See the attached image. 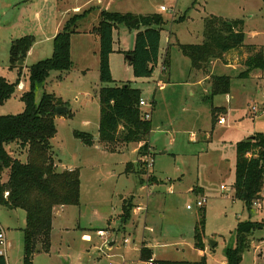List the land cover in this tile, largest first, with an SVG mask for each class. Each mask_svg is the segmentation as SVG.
<instances>
[{
    "label": "rangeland",
    "instance_id": "rangeland-1",
    "mask_svg": "<svg viewBox=\"0 0 264 264\" xmlns=\"http://www.w3.org/2000/svg\"><path fill=\"white\" fill-rule=\"evenodd\" d=\"M76 6L83 11L92 8L79 28L82 37L75 48L76 64L61 78L59 72L53 71L37 88L36 100L39 102L45 92L53 93L68 109L65 116L56 118L58 132L52 140L53 153L59 171L79 168L80 204L55 208L51 249L37 252L33 264H148L150 260L157 264L162 260L203 264L204 259L206 264H227L226 249L236 244L239 222L261 221L264 225V189L262 208L253 205L248 209L243 201L234 200L236 142L255 132L264 133V70L260 78L254 76L257 71L249 78H239L246 67L243 58L235 54L228 60L236 66L227 74L232 77L230 97L220 94L211 99V78L203 86L193 88L195 95H191L186 83L196 80V72L178 44L202 43L205 20L216 16L243 20L245 42L264 51V0H0V74L11 82L18 77L17 70L10 69L13 40L33 35L36 42V53L23 65L24 87L18 86L15 95L0 104V115L24 110L20 97L29 87V67L52 56L47 49L53 50V41L48 39L57 26L62 29L77 12ZM162 6L167 10H162ZM102 9L144 15L160 13L166 20L161 31L160 63L150 77L137 78L127 60L126 52L134 45L136 33L124 26L114 31L116 51L110 56L113 78L117 85L133 81L152 111L147 155L141 159L137 143H118L108 149L98 139L100 43L85 34L99 24ZM168 38L173 43V83L160 90L156 80ZM215 71L217 75L223 73L218 68ZM214 107H219V112L227 108L228 112L221 115L225 124H214ZM74 131L92 134L95 143L84 144ZM193 134H199L201 139L193 140ZM207 135L211 137L207 139ZM10 150L27 160L28 153L21 151L19 145L12 144ZM128 162L145 174H127ZM195 184L206 189L204 250L195 247V227L202 214L197 206L198 195L191 190ZM222 184L228 190H222ZM133 202L141 209L124 222V204ZM0 224L10 243L8 264H24L26 212L0 204ZM99 230L105 235L100 236ZM87 234L90 239L84 237ZM250 241V247L242 253V264H264L262 226L250 236ZM144 245L151 249L149 260L141 257Z\"/></svg>",
    "mask_w": 264,
    "mask_h": 264
},
{
    "label": "trees",
    "instance_id": "trees-1",
    "mask_svg": "<svg viewBox=\"0 0 264 264\" xmlns=\"http://www.w3.org/2000/svg\"><path fill=\"white\" fill-rule=\"evenodd\" d=\"M85 10L74 13L64 23L53 39V54L29 67L28 90L21 95L25 107L21 113L0 115V204L10 209L26 212L24 233V264H33L37 252H49L52 245L54 210L61 206H78L81 197L80 170L59 171L54 160L52 140L56 137L57 107L65 102L56 94L45 92L39 102L36 90L43 85L53 71L67 74L73 70L71 55L72 35L78 33L80 23L87 16ZM166 20L160 13L137 14L133 12L108 11L102 9L99 24L93 29L100 42V97L99 141L109 149L121 143L140 144L138 155H147L148 139L152 132V120L145 119L140 100L142 90L133 81L117 85L112 75L110 56L115 51L114 31L120 26L136 31L134 47L127 51L132 55L129 63L137 78L154 74L160 58L161 31ZM35 44L33 35H24L12 41L10 46V69H16L18 77L11 82L0 74V104L5 103L17 92L23 74V65L29 51ZM182 54L191 60L192 70L207 71L215 60L226 59L229 54L243 58L245 70L239 78H249L253 72L264 70V51L259 46L245 42L244 21L211 17L205 20L204 40L200 44H178ZM167 51V56H168ZM168 66V57L165 59ZM62 75V76H61ZM211 94H229L232 77L211 76ZM115 83L114 85H111ZM70 112V111H69ZM219 107L212 110L213 122H218ZM69 113L67 114V116ZM65 116V114H61ZM74 135L84 144L92 146L95 137L83 131ZM17 144L28 153L23 161L10 150ZM110 151L114 152V149ZM128 162L126 173H141ZM235 198L251 209L256 199L262 197L264 189V133L255 132L236 143ZM196 189V188H195ZM193 189V190H195ZM132 203L123 207L124 222L132 216ZM195 227V247L205 249L206 206ZM261 226V221L246 220L236 227V244L226 249L227 264H242V253L251 245L250 236ZM141 257L151 259V249L143 247ZM205 259L202 261L205 263ZM156 262V261H155ZM0 264H8L0 255ZM158 264H191L186 261L162 260Z\"/></svg>",
    "mask_w": 264,
    "mask_h": 264
},
{
    "label": "crops",
    "instance_id": "crops-1",
    "mask_svg": "<svg viewBox=\"0 0 264 264\" xmlns=\"http://www.w3.org/2000/svg\"><path fill=\"white\" fill-rule=\"evenodd\" d=\"M83 8L81 7V6H76L75 8H74V10L75 11H77V12H81V10H82ZM83 11V10H82ZM77 12H75V13H77ZM82 23V22H81ZM81 23H80V25H81ZM94 23H96V22H94ZM96 25V24H95ZM79 28H80V26H79ZM60 29H61V26L59 25V26H57V28L55 29V31H54V33L50 36V38L48 39V40H50V39H52V41H53V39H54V37H55V35L60 31ZM119 31L120 30V27L118 28V29H116L115 31ZM79 32L78 33H75V34H73L72 35V41H71V55H72V60H73V63H74V65L76 64V59H75V48H76V45H77V43H78V41H79V38H81L82 37V33L80 32V29L78 30ZM89 32V31H88ZM131 32V31H130ZM132 32H135L136 33V31H132ZM86 36H90L92 39H94L96 42H99V38H98V36H96V34L95 33H92V31H90V33H86L85 34ZM115 39V38H114ZM100 43V42H99ZM114 43H115V40H114ZM161 43H162V37H161ZM172 45H173V43H172V41L170 40V38H168V47H167V50H166V54L165 55H163V60H162V63H161V73H159V77H158V80H156V86L157 87H159V89L160 90H166L167 88H168V86L169 85H171L173 82H172V77H171V75H170V68H171V50H172ZM177 45V44H176ZM133 47H134V45L133 46H131V48L128 50V51H130V50H132L133 49ZM114 48H115V46H114ZM178 48H179V46H178ZM53 49V48H52ZM180 49V48H179ZM50 51V52H49ZM115 51H116V49H115ZM167 51L169 52L168 53V56H167ZM47 52H49V53H53V50H49V49H47ZM100 52V51H99ZM36 53V42H35V44L33 45V47L31 48V50L29 51V53H28V56H27V58H26V60H25V63L27 62V59H28V57L29 56H34V54ZM162 53H161V49H160V55H161ZM234 55L235 54H229L227 57H226V59H219V60H215V61H213L212 63H211V66H209L208 67V69H207V71L206 72H204L203 73V75H200L199 74V72H202V71H198V70H192V71H194V72H196V75L194 76L195 77V79L196 80H191V81H189V82H187L186 84L188 85V86H190L191 87V91H190V94L191 95H195V89H193V88H195V87H199V86H203L205 83H206V81L207 80H209L210 78H211V75H213V74H216L215 72V70H217V68L218 69H220L223 73L221 74V75H223V74H228V72H232V69L233 68H235L236 66L234 65V64H232L231 62L232 61H229L228 62V60H230L231 58L233 59V57H234ZM166 57H168V61H169V64H168V66H166V64H165V59H166ZM218 61H221V64H219L218 65ZM159 63H160V58H159ZM82 67H84V66H82ZM212 68V69H211ZM156 69V68H155ZM210 69H211V72H210ZM166 73H168V76H165V74ZM263 73V70L261 71H257V73H255V78H260L261 77V74ZM217 75V74H216ZM164 77H165V79H164ZM211 87V86H210ZM211 89V88H210ZM22 90V89H21ZM198 92L200 91V90H198V89H196ZM205 91H207L206 89H205ZM230 95V93L229 94H227V96L228 97H230L229 96ZM224 110H221L218 114V117H221V115H223L222 113H227L228 112V110H227V108H223ZM57 117H63V116H57ZM56 117V118H57ZM151 120H152V122H153V119L151 118ZM216 123H217V121H216ZM249 136H251V134L249 135ZM203 137V136H202ZM208 137L210 138L211 136H208L207 135V139H208ZM248 137V136H247ZM98 139H99V137H98ZM199 140V139H201L200 137H199V134H193V140ZM238 141H240V140H238ZM237 141V142H238ZM236 142V143H237ZM153 146V145H152ZM139 147H140V144H138V146H137V152H138V149H139ZM154 155H155V148H154V151H153V157H154ZM138 159H141V157L138 155ZM156 171V170H155ZM235 173H236V160H235ZM222 185H224V184H222ZM221 185V186H222ZM227 187V186H226ZM170 188H171V190L173 189V186H170ZM196 188V189H195ZM193 189H195V190H193ZM192 192H194L196 195H203L204 193H206V189L202 186V185H199V184H195V185H193V187H192ZM236 198H235V194H234V200H235ZM237 200V199H236ZM61 207H64V206H61ZM141 209V206H139L137 203H134L133 202V209H132V212L131 213H134V215L133 216H135L136 215V213H138V211ZM150 229H152V228H148V230H150ZM150 231H153V229L152 230H150ZM84 237H88L89 239L91 238V236L90 235H84ZM112 243H114V242H112ZM146 245H144L143 247H145ZM148 247V246H147ZM182 261V260H181Z\"/></svg>",
    "mask_w": 264,
    "mask_h": 264
},
{
    "label": "built area",
    "instance_id": "built-area-1",
    "mask_svg": "<svg viewBox=\"0 0 264 264\" xmlns=\"http://www.w3.org/2000/svg\"><path fill=\"white\" fill-rule=\"evenodd\" d=\"M161 9L165 11V10H167V7L162 6ZM21 87L22 88L24 87V85L22 83H20V85H19V88H21ZM140 107L142 108L143 115H144L145 119L150 120L152 118V111L149 110V108H150L149 104L147 102H145V100L143 98H141V100H140ZM146 108H148V109H146ZM254 109L257 110L256 108H254ZM218 123L219 124H225L226 123L225 117H220L218 120ZM150 166H152L151 161H150ZM221 189L225 190V191L228 190V188L225 185H222ZM206 201H207L206 197H204L203 195H199L198 200H197V206H199L200 208L204 207L206 204ZM253 205L257 206L259 208H262L263 207L262 197L256 199L254 201ZM150 230H152V229H150ZM98 234L100 236H104L105 232L103 230H99ZM125 242H128V240L126 239ZM9 248H10V243L7 240L6 229L0 224V255H3L6 257L7 250ZM148 264H157V262L150 260L148 262Z\"/></svg>",
    "mask_w": 264,
    "mask_h": 264
},
{
    "label": "water",
    "instance_id": "water-1",
    "mask_svg": "<svg viewBox=\"0 0 264 264\" xmlns=\"http://www.w3.org/2000/svg\"><path fill=\"white\" fill-rule=\"evenodd\" d=\"M132 58H133L132 55H127V60H128L129 63L132 61ZM24 63H25V61H23V60L19 61V65H24ZM67 111H68V109L66 107H64V106L57 107V109H56V112H57L58 115L66 114ZM214 244H212V245H214ZM110 245H113V243H111ZM65 264H69V263L65 262Z\"/></svg>",
    "mask_w": 264,
    "mask_h": 264
}]
</instances>
